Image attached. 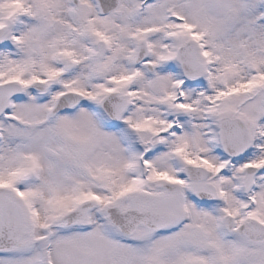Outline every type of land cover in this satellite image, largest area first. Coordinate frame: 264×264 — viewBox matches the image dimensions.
<instances>
[{
	"label": "snow or ice",
	"instance_id": "snow-or-ice-1",
	"mask_svg": "<svg viewBox=\"0 0 264 264\" xmlns=\"http://www.w3.org/2000/svg\"><path fill=\"white\" fill-rule=\"evenodd\" d=\"M0 264H264V0H0Z\"/></svg>",
	"mask_w": 264,
	"mask_h": 264
}]
</instances>
